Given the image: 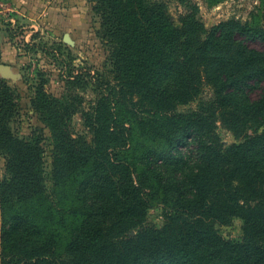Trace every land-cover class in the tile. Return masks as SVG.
<instances>
[{
    "label": "trees",
    "instance_id": "16d2710c",
    "mask_svg": "<svg viewBox=\"0 0 264 264\" xmlns=\"http://www.w3.org/2000/svg\"><path fill=\"white\" fill-rule=\"evenodd\" d=\"M89 1L120 89L82 74L61 97L37 85L31 104L51 131V191L42 129L16 133L21 97L0 78V264H264V49L249 44H264V27L229 19L207 29L190 16L177 24L163 0ZM90 85L106 92L82 109L78 90ZM124 94L161 100L165 112L204 103L159 123L161 153L134 148L114 160L112 146L131 144L133 126L114 110ZM80 111L91 144L72 125ZM214 117L238 142L205 140ZM160 195L170 211L158 225L148 215ZM235 217L240 239L218 229Z\"/></svg>",
    "mask_w": 264,
    "mask_h": 264
},
{
    "label": "rangeland",
    "instance_id": "374dc122",
    "mask_svg": "<svg viewBox=\"0 0 264 264\" xmlns=\"http://www.w3.org/2000/svg\"><path fill=\"white\" fill-rule=\"evenodd\" d=\"M163 1L177 24L190 16L207 29L229 19L264 27V0ZM24 2L26 8H19L12 0H0V78L16 88L21 97V112L13 123L16 133L29 137L35 130L42 129V132L39 131L44 136L46 183L51 191L54 188L51 179V131L39 119L31 104L37 85L42 82L48 93L61 97L66 93L68 81L82 74L100 78L104 87L115 95L120 89V81L111 62L109 47L97 32L100 18L94 14L89 0ZM249 44L264 49L262 43L250 41ZM209 91L211 89L207 87L206 92ZM105 92L95 85L80 88L78 93L79 100L83 101L82 109L97 102ZM258 92L259 89L253 96H257ZM138 99V96L130 94L114 105L115 113L126 117L129 121L127 125L133 126L130 146L110 148L114 160L123 156L132 158V153H147L157 148V153H161L166 149V139L162 137L166 130L158 131L156 127H159V123L167 120L169 125L175 112L198 113L204 103L202 96H199L189 102H173L170 112H165L168 104L161 100L146 98L140 102ZM197 119L193 118V121ZM209 122L212 127L206 126L203 130V137L209 144L213 138L224 149L238 142L239 137L224 127L220 119L214 117ZM72 125L92 143L93 132L86 126L82 111L74 115ZM178 146L185 149L184 144ZM134 148L138 151H133ZM157 153L151 155L157 157ZM143 169L144 166L140 164L138 178L142 177ZM5 174V159L0 156V182ZM161 199L160 195L159 199L152 200L148 215L149 221L158 225L162 224L164 213L170 211L169 205H165ZM242 224L241 218L235 217L230 224L221 225L218 229L227 238L240 239L243 235Z\"/></svg>",
    "mask_w": 264,
    "mask_h": 264
},
{
    "label": "crops",
    "instance_id": "0c3cea01",
    "mask_svg": "<svg viewBox=\"0 0 264 264\" xmlns=\"http://www.w3.org/2000/svg\"><path fill=\"white\" fill-rule=\"evenodd\" d=\"M13 1V3L16 5V6H18L19 8L21 7V8H26V4H25V2L24 1H34V0H12Z\"/></svg>",
    "mask_w": 264,
    "mask_h": 264
}]
</instances>
